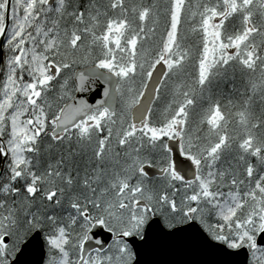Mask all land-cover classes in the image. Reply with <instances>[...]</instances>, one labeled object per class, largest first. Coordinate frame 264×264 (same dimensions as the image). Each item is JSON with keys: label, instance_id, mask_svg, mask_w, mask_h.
Listing matches in <instances>:
<instances>
[{"label": "snow or ice", "instance_id": "snow-or-ice-1", "mask_svg": "<svg viewBox=\"0 0 264 264\" xmlns=\"http://www.w3.org/2000/svg\"><path fill=\"white\" fill-rule=\"evenodd\" d=\"M181 234L264 264V0H0V264Z\"/></svg>", "mask_w": 264, "mask_h": 264}, {"label": "water", "instance_id": "water-1", "mask_svg": "<svg viewBox=\"0 0 264 264\" xmlns=\"http://www.w3.org/2000/svg\"><path fill=\"white\" fill-rule=\"evenodd\" d=\"M94 93L88 94L89 102H93ZM29 255L26 260L32 261ZM146 262H175V264H219L225 258L212 249L201 246L188 234H181L173 239H157L152 248L147 250L142 257ZM243 258H241V261Z\"/></svg>", "mask_w": 264, "mask_h": 264}]
</instances>
